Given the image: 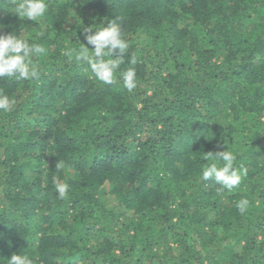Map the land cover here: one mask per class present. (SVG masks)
<instances>
[{
  "label": "trees",
  "instance_id": "16d2710c",
  "mask_svg": "<svg viewBox=\"0 0 264 264\" xmlns=\"http://www.w3.org/2000/svg\"><path fill=\"white\" fill-rule=\"evenodd\" d=\"M47 2L34 22L0 0V35L47 49L38 80L0 79L16 100L0 113V264H264V0ZM117 19L129 48L108 85L64 51L87 45L77 21ZM227 148L247 169L232 191L202 179V154Z\"/></svg>",
  "mask_w": 264,
  "mask_h": 264
},
{
  "label": "clouds",
  "instance_id": "9594fccd",
  "mask_svg": "<svg viewBox=\"0 0 264 264\" xmlns=\"http://www.w3.org/2000/svg\"><path fill=\"white\" fill-rule=\"evenodd\" d=\"M49 7L47 0H12L8 9L17 14L21 20L27 18L39 22L48 14ZM77 22V26L85 33L87 45L81 43L78 47H67L64 55L69 61L86 63L97 81L108 85L114 84L120 66L124 63L123 57L129 48L122 24L117 19L107 27L104 25L96 27L93 32V27H85L83 23ZM117 50H119L120 57L113 58ZM46 52L47 49L42 44L35 40L30 41L22 34L0 35V79L38 80L40 72L33 58L43 56ZM136 63V58L132 57L130 64L135 65ZM120 76L123 86L128 91L137 88L138 79L134 67H129L120 73ZM15 106L16 100L0 89V113H11ZM217 147L221 146L218 144ZM202 159L206 161L202 168V179L205 181L213 179L216 184L229 191L238 188L243 177L247 176V169L234 167L237 157L228 148L215 152H204ZM64 167V163L59 161L56 170ZM53 184L58 198H67L69 184L55 176ZM249 203L248 199H241L236 203V207L241 214H245ZM7 264H35V261L27 254H13L8 258Z\"/></svg>",
  "mask_w": 264,
  "mask_h": 264
},
{
  "label": "rangeland",
  "instance_id": "374dc122",
  "mask_svg": "<svg viewBox=\"0 0 264 264\" xmlns=\"http://www.w3.org/2000/svg\"><path fill=\"white\" fill-rule=\"evenodd\" d=\"M107 197H109V196H107ZM109 199L111 200V203H116L115 198H109Z\"/></svg>",
  "mask_w": 264,
  "mask_h": 264
}]
</instances>
